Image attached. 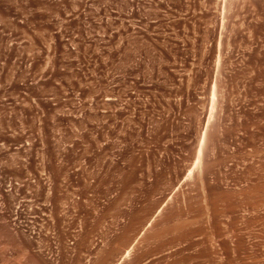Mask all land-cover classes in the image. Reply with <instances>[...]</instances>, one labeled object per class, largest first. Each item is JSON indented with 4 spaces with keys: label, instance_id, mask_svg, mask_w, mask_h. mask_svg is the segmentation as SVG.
I'll return each mask as SVG.
<instances>
[{
    "label": "rangeland",
    "instance_id": "374dc122",
    "mask_svg": "<svg viewBox=\"0 0 264 264\" xmlns=\"http://www.w3.org/2000/svg\"><path fill=\"white\" fill-rule=\"evenodd\" d=\"M0 264H264V0H0Z\"/></svg>",
    "mask_w": 264,
    "mask_h": 264
}]
</instances>
